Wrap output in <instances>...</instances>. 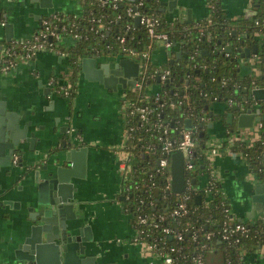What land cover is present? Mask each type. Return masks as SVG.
I'll use <instances>...</instances> for the list:
<instances>
[{"label":"crops","instance_id":"crops-1","mask_svg":"<svg viewBox=\"0 0 264 264\" xmlns=\"http://www.w3.org/2000/svg\"><path fill=\"white\" fill-rule=\"evenodd\" d=\"M17 1L19 0L10 3L0 0V12H4L2 5L10 9L7 21L13 24L12 41L30 38L38 30L43 16L52 13H82L78 0H51L47 2L49 7H41L32 0H20L19 3ZM172 1H175V5L169 8L168 3ZM160 3L162 16L167 20L179 19L185 23L184 21L189 19L186 23H190L207 18L210 14L207 0H160ZM220 4L225 16L231 19L244 18L245 9L255 11L254 0H220ZM10 41L6 40V31L0 25V44ZM63 42L69 46L73 45L75 40L68 37ZM176 53L156 44L152 60L155 64L162 65ZM1 55L0 50V66ZM106 61L107 59L97 55L99 64ZM243 70H247L244 64ZM71 73L69 58L54 51H39L30 60L18 57L15 65L7 71L0 68V101H5L7 110L20 115L21 124L31 121L29 131L33 132L36 138L32 147L41 155L44 154V158L48 153L62 148L61 144L68 142L73 134L82 139L81 144L78 139L75 140L79 146L87 147L85 177L79 180L82 204L86 209L87 223L91 227L93 245L100 254H105L106 262L160 264L157 257L144 252L139 244L133 242V216L123 204V180L119 161L126 143V118L122 93L120 89L113 91L97 81L86 79L80 69L73 83L72 96L64 97L59 87L62 84H70ZM156 91V85L148 88L149 93ZM214 112L216 119L207 133L217 138L218 142L225 137L223 129L227 113L223 115L225 107L222 104H215ZM23 142L25 152L21 155V165L13 164L11 157L10 167L0 171L2 189L13 187V196L9 198L12 201L22 195L28 184V174L31 171L30 166L27 171L25 166L35 163L34 158H40L30 150L28 142ZM212 164L217 170L235 218L253 220L263 216L264 204L253 202L249 197L254 186L261 182L250 179L249 164L245 158L225 148L213 156ZM5 169L11 170L7 177L2 174ZM251 180L252 183L248 182ZM14 229L15 222L6 217L1 218L0 214V264L5 262L4 248L14 235Z\"/></svg>","mask_w":264,"mask_h":264},{"label":"trees","instance_id":"trees-1","mask_svg":"<svg viewBox=\"0 0 264 264\" xmlns=\"http://www.w3.org/2000/svg\"><path fill=\"white\" fill-rule=\"evenodd\" d=\"M82 7L80 15H64L58 14L61 18L59 27L64 26L65 30H59L58 33L63 41L69 36H76L75 43L67 46L63 41L58 47L69 58L71 68L70 85L74 88L73 83L77 79L80 71V60L83 57L93 54L105 53L115 54L123 51V48H134L136 51L143 50L149 42L146 32L141 26L135 25L133 20H129L125 15L120 18L116 16L123 14L124 7L117 10H112L109 7H99L92 0H78ZM145 9L152 12L159 19L158 30L167 33L172 44L171 51L176 53L178 50L182 52L181 58L170 63L167 60L164 64H155L153 60L150 62L149 72L154 68H168L171 72L165 82H159L156 78L149 79L146 85H156L158 87L157 100L153 95H149L147 101L138 102L140 97L147 95L146 91L141 93L136 90L125 91L126 100L129 103L141 105L145 103L154 109V113L150 115V123L156 119V113L161 115V120L168 124L170 135L173 139L179 137V130L185 126V119H191L195 122L206 109L208 99L214 95L218 96L219 101L224 103L227 99L233 101L242 98L246 95L244 85L252 80L259 87H264V74H254L243 70L241 63V53L244 47L251 48L253 44L258 46L257 61L255 66L264 68V28L254 26L255 19L264 17V0H254L256 15L250 18L238 17L231 19L225 16L220 0H207L211 5L208 18H203L190 23H183L179 19L167 20L164 19L160 11V0H143ZM127 4L126 1L123 2ZM101 17L100 21L96 18ZM91 19H94L91 21ZM131 24L132 29H126V25ZM72 30V33L68 32ZM124 37V43L120 44L119 38ZM222 45L231 47L229 56L225 57L223 52H219ZM204 51H206L204 53ZM173 53V52H172ZM196 71L199 74H196ZM211 77H215V81H211ZM228 79L226 84L222 83V79ZM202 93H206V101ZM187 96V97H186ZM264 110V104L261 106ZM130 108H126V124L134 123L138 125L136 116L131 117L128 113ZM234 112L233 105L225 109V113ZM160 115L158 117H160ZM225 129L230 133L234 132L233 123H228L224 120ZM127 127V126H126ZM150 124L141 125L126 140L125 146L130 152H135L131 159L133 172L127 181H124L128 192H133V197L140 195L141 197H152L156 200V207L143 206L142 212L147 213L151 219L157 214L168 212L167 207H162L163 200L161 199V189L169 176V168L166 167L163 173L155 171L156 160H149L145 156L136 155L141 146L147 142L153 141L156 143V149L159 148L158 141H155L154 134L146 130L150 128ZM232 131V132H231ZM197 138L200 139L199 132ZM200 136V137H199ZM230 136V135H229ZM228 136V137H229ZM206 135L201 137L199 144L196 147L197 157L195 159L197 178L203 176L207 172L208 160L204 153L206 148ZM222 145L228 144V138L221 139ZM232 151L240 153L250 166V171L253 172L257 181L264 183V119L259 130V138L251 144L243 142L242 138L235 137L232 139ZM203 173V175H200ZM149 174L152 179L148 180ZM151 181L154 186L150 187ZM200 182L198 178L197 183ZM138 185V189L134 186ZM223 187L221 181H217L212 188V193L203 198L208 203L204 206L203 202L197 201L194 198L191 200L193 212L186 217L169 219L174 227L181 229L183 226L201 227L200 239L202 235L209 231H216L220 228L224 220L232 222L230 216H226L224 209L230 204L229 200L222 193ZM170 203L173 205L176 199L175 194H167ZM132 202V199H131ZM123 204L127 206L128 201L123 200ZM212 205H217L214 208ZM135 207L134 204H131ZM231 206V204H230ZM135 220V209L130 210ZM261 222H254V226L259 227ZM208 242V241H207ZM244 244V242H242ZM226 246L223 242H218L212 239L209 242L210 247H216L222 250L226 258H229L232 264H241L242 260L238 257L237 251L239 246ZM253 245L249 241V245ZM180 245L190 254L198 251V243L191 239V233H184V240ZM177 264H191L190 261H179Z\"/></svg>","mask_w":264,"mask_h":264},{"label":"built area","instance_id":"built-area-1","mask_svg":"<svg viewBox=\"0 0 264 264\" xmlns=\"http://www.w3.org/2000/svg\"><path fill=\"white\" fill-rule=\"evenodd\" d=\"M97 3L99 7H109L112 10H117L121 7H124L123 14H119L116 17L120 18L122 15H125L129 20H133L138 17L139 24L149 39L146 47L141 51H136L134 48H123V51L115 53V56H121L122 58H128L138 63V71L137 76L135 77V84L131 90H136L141 93L142 90L146 91L147 95H143L138 99V102L147 101L149 95H153L157 100V92L149 93L148 88L153 85H146L149 79L156 78L159 82H165L169 75L171 74L168 68H154L149 72L150 62L152 60V54L156 44L161 45L165 50L170 49L172 46V42L167 35V33L159 31V19L154 16L152 12H148L144 7L145 4L143 0H92ZM126 1L127 4L123 2ZM161 4V3H160ZM209 4V3H208ZM209 9L211 5L209 4ZM209 17V16H208ZM207 17V18H208ZM253 17V16H252ZM250 18V17H249ZM97 21L101 20V17L96 18ZM94 19H91L93 21ZM61 18L58 13H52L46 16H43L40 20V25L38 30L27 39H15L11 40L8 43L0 44V50L2 52L1 55V70L7 71L9 68L13 67L16 62V58L21 57L24 59H33L39 51L42 50H50L55 53L68 57L67 53L63 52L59 47V43L63 41V38H60L58 29L65 30L64 26L59 27V22ZM254 26L264 28V17L261 19L254 20ZM126 29L131 30V24L126 25ZM72 33V30L68 31ZM75 40L76 36H69ZM124 37L119 38L120 44L124 43ZM1 43V42H0ZM227 48L231 49L228 45H222L219 48V52H223L225 57L229 56V51ZM257 49L256 52H250L248 57H244L241 59L242 65L247 66V70L250 73H254L255 63L257 61ZM180 51V50H178ZM114 55V54H111ZM176 55V54H175ZM175 57V56H174ZM172 56L171 59L174 58ZM252 60L254 62V68L248 66L242 60ZM170 60V59H169ZM264 61V56L262 57ZM258 73L264 74V68H258ZM199 74V72H198ZM257 74V73H254ZM211 81H215V77H211ZM228 79H222V83L226 84ZM246 95L244 97H240L237 100L233 101L232 99H227L224 103L219 101L218 96L214 95L208 99L207 105L205 106L206 111L200 115L195 122L191 121V127L186 129L183 126L179 130V137L177 139H173L170 135V129L166 122L161 120V115L156 113V119L150 121V115L154 113V109L146 105L145 103L141 105H136L129 103L126 100V92L122 93L123 104L126 108L129 109V114L131 117L136 116L138 120V125L131 123L125 126V135L126 140L131 137L132 134L138 129L139 126L149 123L150 128L146 130L151 131L154 134L155 141H158L159 148L156 149V143L153 141L147 142L146 144L141 146V149L137 151L136 155L145 156L149 160H156L155 171L163 173L165 168H169L170 172V164H171V156L172 154L179 150L182 153L183 157V173H184V189L180 194L174 193L171 190V173L166 178L165 183L161 189V199L163 200L162 207H167L165 211L168 212L166 214L159 213L153 219L150 216L142 212L143 206L156 207V200L152 197L146 196L141 197L140 195H135L133 197V192L129 193L127 187L122 184V195L124 197L123 200H127V208L129 210L135 209V220L133 223L134 235L133 242L139 244L142 248L145 247L148 253L157 257L160 262H164L165 264H177L179 261H190L191 264H206L207 255L221 251L219 248H214L209 246V242L212 239H216L218 242H223L226 246H238L239 243L242 244L243 247L238 248L237 254L238 257L242 260L241 264H264V225H260L259 227L254 226V222L259 221L261 224H264V214L263 216L253 219V220H241L235 218V216L231 212L230 204L227 208L224 209V213L226 216H230L233 220L229 222L224 220L221 223V226L216 231H209L202 235L200 239V235L198 237V233L201 231V227L197 228L194 226L188 227L183 226L181 229L174 227L171 223H169V219L186 217L190 213L193 212L191 207V200L194 198L196 200L197 196H200V202H203L204 206H208V203L204 201L203 198L207 197L212 193V188L217 181H220L219 177L216 176L213 172V164L212 159H207L209 164L207 168V172L205 174L201 173L198 178L200 182L197 183V172H196V164L195 159L197 157L196 147L201 140V137L208 134L207 124L212 123L214 119H216V112H214L215 104H222L225 109L229 108L233 105L234 112H229L232 114L233 119L232 123L236 121L237 116L240 113H244L246 110L250 109L252 113L258 109L259 113H255L256 117L264 116V110L261 106L264 104V99H256L253 95V90L255 89H263L264 87L257 86L252 80L250 83H246L244 85ZM60 92L64 95V97L70 98L74 92V88H71V85H61L59 87ZM204 100L206 101L207 94L202 93ZM187 97V96H186ZM125 108V114L126 112ZM228 114V113H227ZM160 115V117H158ZM225 116V114H223ZM222 115V117H224ZM187 119V118H186ZM185 119V120H186ZM257 123L258 133L262 126V118L254 119L251 127L254 126V123ZM225 132V137L228 138V144L223 146L221 141H218L217 147H210V155L214 156L217 154L219 150H224L225 148L231 149L232 139L235 137H240L239 130L237 132L229 133L225 128L223 129ZM203 131V136H199L200 139L197 138V133ZM232 132V131H231ZM234 135V136H233ZM73 136L78 139V142L81 144L82 139L78 137L77 134H73ZM229 136V137H228ZM206 137V139H207ZM224 137V138H225ZM241 138V137H240ZM205 139V146H206ZM243 142L247 143L244 138H242ZM123 150H125V156L119 161V170L122 176V183L127 181L130 177V174L133 172V166L131 163V159L135 152H130L128 147L124 145ZM232 150V149H231ZM240 154V153H239ZM241 155V154H240ZM19 160L18 154H14L12 158L13 164H17ZM246 160V159H245ZM250 169V166H249ZM250 171V170H249ZM251 172V171H250ZM152 179V175L149 174L148 180ZM255 180H257L255 178ZM259 182V181H258ZM150 187L154 188V182L151 181ZM134 189H138V185L134 186ZM175 194L176 199L173 202V205L169 207L170 200L167 197V194ZM222 193L225 195L224 191ZM226 197V195H225ZM132 199V202H131ZM131 204H134L135 207H132ZM262 204V203H261ZM214 208L217 205H212ZM190 232L191 239L197 241L198 243V251L190 254L187 252L181 245L184 240V233ZM208 241V242H207ZM249 241L253 242L247 247ZM224 257V264H232L229 258H226L224 253L222 252Z\"/></svg>","mask_w":264,"mask_h":264},{"label":"water","instance_id":"water-1","mask_svg":"<svg viewBox=\"0 0 264 264\" xmlns=\"http://www.w3.org/2000/svg\"><path fill=\"white\" fill-rule=\"evenodd\" d=\"M12 1L14 0H7L10 3ZM32 1L39 3L41 7H49L47 2L51 0ZM162 5L165 6L164 3ZM173 5L175 1L168 3L169 8ZM2 8L4 12H0V25L2 19L5 23L2 26L6 31V40L10 41L13 37V24L7 21L10 9L5 5ZM187 14L189 18V12ZM255 15L256 11L244 10L245 19ZM184 22H189V19ZM134 23L139 24L138 17L134 19ZM256 48V44L251 48L244 47L241 56L248 57L250 52H256ZM101 54L83 57L80 60L81 74L107 89L130 91L135 84L138 63L121 56ZM97 55L107 61L99 64ZM181 56L182 52L177 51L170 63ZM253 95L256 99H264V90L255 89ZM255 113L258 114L259 110ZM255 113L250 109L240 113L236 118L237 126L251 127L254 119H264V116L255 118ZM19 119L17 112L7 110L5 101H0V171L10 167L11 157L15 153L19 155V163L16 165H21V155L25 152L23 141L30 144V150L35 155L40 156L39 159L34 158L35 163L25 166L26 171L30 166L32 173L28 174V184L15 201L9 199L13 196V187L2 189L0 185L1 218L6 217L15 222V233L4 248V264H116L107 263L105 254H100L93 245L91 227L87 223L86 209L82 204L79 180L85 177L87 147L79 146L75 142L76 138L71 136L68 142L61 144L62 148L48 153L44 158V154L41 155L32 147L36 138L29 131L31 121L21 124ZM232 119L231 113L226 114L228 123H232ZM212 126V123L207 124L209 129ZM190 127L191 121L186 119L185 128ZM203 134L201 131L200 136ZM7 173L10 174L11 170L5 169L2 172L5 177L9 175ZM170 173L171 190L180 194L184 189V173L183 157L179 150L171 156ZM249 197L253 202L264 204V183L256 184ZM196 200L199 201L200 196ZM206 264H224L222 252L216 251L207 255Z\"/></svg>","mask_w":264,"mask_h":264},{"label":"rangeland","instance_id":"rangeland-1","mask_svg":"<svg viewBox=\"0 0 264 264\" xmlns=\"http://www.w3.org/2000/svg\"><path fill=\"white\" fill-rule=\"evenodd\" d=\"M242 61L245 62V64H247L248 66H251L254 68V62L251 59L250 60L243 59ZM254 73L258 74V67H255ZM123 108L125 111L126 106L124 105ZM218 113H220V111ZM232 127H233L235 132H237L239 130L240 137L244 138L248 144H251L253 141H255L256 139L259 138L258 127H257L256 122L254 123L253 127H238L236 122H234ZM216 140H217V138L215 139L211 136L207 137V139H206V148L204 150V153H205L207 159L213 158V156L210 155L209 148L218 146L217 145L218 142ZM219 151H221V150H219ZM228 153L231 154L230 152H228ZM121 154H122V156L120 157V160L125 156V154H126L125 150H123V153H121ZM213 172L216 176H218L217 170L215 168H213ZM249 177H250V179H255V175L253 174V172H249ZM248 182L252 183V180L248 181ZM143 251L146 253L148 252L145 247H143ZM160 264H165V263L160 262Z\"/></svg>","mask_w":264,"mask_h":264},{"label":"flooded vegetation","instance_id":"flooded-vegetation-1","mask_svg":"<svg viewBox=\"0 0 264 264\" xmlns=\"http://www.w3.org/2000/svg\"><path fill=\"white\" fill-rule=\"evenodd\" d=\"M5 23H4V21L1 19V25H4ZM102 54H105V53H102ZM106 55H111V54H106ZM115 55V54H114ZM113 64L114 63H112V65H111V67H113ZM128 89H122V90H120V92L121 93H123V92H125V91H127ZM16 154V153H15ZM19 156V155H18ZM13 157V156H12ZM19 163V160H18V162H17V164Z\"/></svg>","mask_w":264,"mask_h":264}]
</instances>
